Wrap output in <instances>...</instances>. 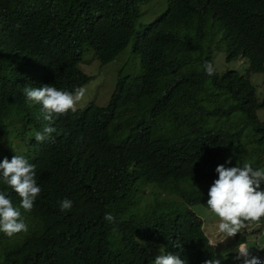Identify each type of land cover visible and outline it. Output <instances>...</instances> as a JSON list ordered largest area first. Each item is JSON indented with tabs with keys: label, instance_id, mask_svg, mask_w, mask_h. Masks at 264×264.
<instances>
[{
	"label": "trees",
	"instance_id": "obj_1",
	"mask_svg": "<svg viewBox=\"0 0 264 264\" xmlns=\"http://www.w3.org/2000/svg\"><path fill=\"white\" fill-rule=\"evenodd\" d=\"M83 7L105 24L82 19ZM160 7L171 15L153 32L143 20ZM142 34L152 38L132 49L142 69L120 76L106 106L49 122L26 102L24 87L83 86L82 55L93 50L107 64ZM215 50L246 62L208 77ZM254 74L264 75V0H0V161L24 156L41 188L33 209H21L28 231L0 232V264H153L161 248L187 264L220 257L193 206L218 165L264 154ZM46 125L56 131L38 143ZM0 192L19 207L2 178ZM64 199L72 208L62 212Z\"/></svg>",
	"mask_w": 264,
	"mask_h": 264
},
{
	"label": "clouds",
	"instance_id": "obj_2",
	"mask_svg": "<svg viewBox=\"0 0 264 264\" xmlns=\"http://www.w3.org/2000/svg\"><path fill=\"white\" fill-rule=\"evenodd\" d=\"M190 1L191 0H178V8L180 6L184 7ZM216 10H218V6H216L213 11ZM161 11H163L162 14H160ZM170 15L171 12L168 7H160L150 17H145L143 21H148L146 27L153 31L155 23H164ZM80 17L90 23L93 22L92 25L96 28H101L105 24V17L91 8L88 9L83 7ZM41 26L44 25L42 24ZM42 29L43 28H41V30ZM145 32L150 34L149 31L145 30ZM44 35L41 36V42L37 49L38 51L41 49ZM48 35L53 37L54 33L50 31ZM137 37H139L138 40L133 41L134 46L141 40L147 41L152 39L150 35L143 36V34ZM55 43L58 44L61 42L55 39ZM84 55L81 56V60L77 65V69L88 78V81L82 84L83 86L76 87L72 89L71 92L57 89L52 85H45L40 88H23L26 102L29 104L41 105V112L44 120L51 122L53 117L67 115L69 111H77L78 104L85 96L86 89L84 87L93 79L92 76L87 75L80 68V65L83 63ZM95 57L97 58L96 54ZM241 60L246 62L244 59H237L236 61L241 62ZM98 61L101 63L99 59ZM204 71L208 77L214 76L215 71L217 72L215 64L213 65L211 62H206L204 64ZM182 92V90L178 91V97H180ZM92 103L94 102H90L89 104ZM55 131V128L46 125L42 131L35 133V140L38 143L44 142L48 140ZM258 160V162L256 161L252 164L243 162L237 164L233 163L232 167H225L224 165H218L216 167L215 171L218 178L215 179L210 186L205 200L196 204L199 205L207 202L208 210L218 217V219L215 218L213 220L214 223H210L206 219L211 237L205 232L206 224L200 217V213L195 207L196 205L193 206L194 216L201 219L203 223L202 229L209 238L212 247H216V250L218 249V245H212V239H210L216 238L217 236H220V239L223 241L234 237L236 245V248L233 250V259L231 255L217 251L220 257L216 256L207 259L204 261V264H233V262L234 264H264V245L260 247V244H255V246L248 247L249 244H247V239L245 237V235L251 231V226H264V188H262V185H264V170H262L264 169V154H260ZM226 163L231 164V159L227 160ZM35 177V165L29 163L22 155H13L11 160L5 158L0 161V178H2L3 183L20 198L19 207H16L13 205L10 198L6 197L3 192H0V232L5 234L8 238H12L14 234L21 232L26 233L28 231V226L22 218L21 209L25 212H30L34 207L37 197L41 193V188L37 185ZM59 206L62 212L69 211L72 208V201L64 199L59 202ZM104 219L109 224H116V218L112 214H106ZM241 229H243V233L238 234L241 232ZM113 231H116V228H113ZM258 234H260V232ZM261 235L264 236V230ZM239 239H242V242L239 243ZM260 239L263 241V244L264 240L261 236ZM221 256H223V259H221ZM153 258L155 259L153 264H187V260L184 256L179 253L177 255L170 253L165 254L163 248H161L160 254Z\"/></svg>",
	"mask_w": 264,
	"mask_h": 264
},
{
	"label": "rangeland",
	"instance_id": "obj_3",
	"mask_svg": "<svg viewBox=\"0 0 264 264\" xmlns=\"http://www.w3.org/2000/svg\"><path fill=\"white\" fill-rule=\"evenodd\" d=\"M163 11L160 12L162 14ZM134 42H131L125 49L123 53H120L112 62L102 65L98 59L95 57V52L90 50L85 53L83 63L80 68L89 76H92V81L84 87L86 89L85 96L83 100L78 104V109L85 108L90 102H94L98 106H106L111 93L114 90L115 84L120 76L124 75H138V72L142 69L141 55L132 51ZM214 64L218 73L224 74L228 71H236V69L241 70L244 61H235L232 63L226 62V57L223 52L216 51L214 55ZM245 69V68H244ZM243 69V71H244ZM240 74V73H239ZM244 75V74H242ZM251 82L258 89V96L260 100L264 99V75L254 74L251 76ZM256 82V83H255ZM258 119L260 122L264 123V109L258 111ZM264 170V169H262ZM200 213V217L205 221L206 219L210 223H214V219H218L211 211L207 208V202L195 206ZM252 229L249 233L245 235L247 239L248 247L255 246V244H262L261 238L264 240V236L261 233L264 230V226H251ZM259 230V231H258ZM209 226L206 224L205 232L211 237L209 232ZM260 232V234H258ZM243 233V229L238 234ZM217 236L212 239V245H218L217 251L231 255L233 259L234 252L236 248L234 237L229 238L226 241L220 239ZM161 250L154 253L155 256L160 254ZM255 252V251H252ZM256 253V252H255ZM234 264V262H233Z\"/></svg>",
	"mask_w": 264,
	"mask_h": 264
}]
</instances>
